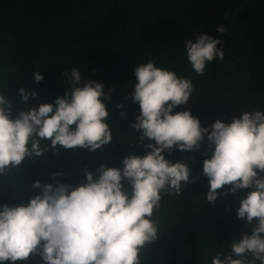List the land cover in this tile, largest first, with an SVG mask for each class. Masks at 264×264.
I'll return each instance as SVG.
<instances>
[{"label": "trees", "instance_id": "obj_1", "mask_svg": "<svg viewBox=\"0 0 264 264\" xmlns=\"http://www.w3.org/2000/svg\"><path fill=\"white\" fill-rule=\"evenodd\" d=\"M222 23L226 34L216 32ZM202 32L223 42L218 47L225 57L209 63L199 76L184 55L183 42ZM149 59L192 80L193 97L174 112L190 110L202 127L230 122L252 109L264 111V0H0V94L11 102L13 116L26 110L19 103L20 88L37 93L29 97L31 107L62 97L65 69L78 68L102 83L106 94L112 90L104 101L111 142L96 151L50 149L42 160L26 159L6 169L0 174V205L27 204L40 192L32 188L37 180L78 186L84 167L95 174L101 164L122 168L125 156L144 155L131 127L140 113L131 93L135 68ZM36 72L43 81L34 80ZM163 154L173 162H189L194 182L180 195H162L154 217L161 231L142 254V264H211L216 251L223 259L232 242L252 231L237 217L240 200L251 189L227 198L221 189L216 202L206 204L209 182L202 165L211 154L206 134L199 150ZM54 172L63 176L53 180ZM17 264H40V259Z\"/></svg>", "mask_w": 264, "mask_h": 264}, {"label": "clouds", "instance_id": "obj_2", "mask_svg": "<svg viewBox=\"0 0 264 264\" xmlns=\"http://www.w3.org/2000/svg\"><path fill=\"white\" fill-rule=\"evenodd\" d=\"M227 31L223 23L216 27L219 34ZM222 43L206 32L185 39L184 55L197 75L203 76L209 63L224 60ZM63 75L65 93L54 103L31 107L29 97L37 93L20 88L19 103L26 110L15 116L11 102L0 94V174L26 159L42 160L50 149L96 151L111 142L104 101L112 90L106 94L102 83L78 68L65 69ZM134 75L131 99L140 113L131 127L145 154L125 156L122 168L101 164L95 174L84 167V182L78 186L37 180L32 188L40 192L27 204L0 205V264L32 257H39L40 264H142V254L161 231L154 217L162 195H180L194 182L189 162H173L163 153L199 150L205 134L211 153L202 165L209 182L206 204L216 202L218 190L227 198L251 189L237 209V217L252 225L251 233L232 242L223 259L216 251L211 264H264V111L252 109L230 122L202 127L190 110L174 112L193 97L191 79L152 59L138 65ZM43 79L40 72L34 74L36 82ZM58 176L63 173H52L53 180Z\"/></svg>", "mask_w": 264, "mask_h": 264}]
</instances>
